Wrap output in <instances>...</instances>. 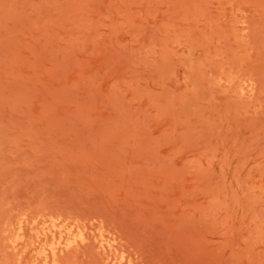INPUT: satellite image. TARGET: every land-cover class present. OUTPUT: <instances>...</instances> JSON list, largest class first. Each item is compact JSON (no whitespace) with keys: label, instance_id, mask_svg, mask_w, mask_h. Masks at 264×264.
I'll list each match as a JSON object with an SVG mask.
<instances>
[{"label":"rangeland","instance_id":"374dc122","mask_svg":"<svg viewBox=\"0 0 264 264\" xmlns=\"http://www.w3.org/2000/svg\"><path fill=\"white\" fill-rule=\"evenodd\" d=\"M36 224L58 264H264V0H0L2 262Z\"/></svg>","mask_w":264,"mask_h":264},{"label":"bare ground","instance_id":"6f19581e","mask_svg":"<svg viewBox=\"0 0 264 264\" xmlns=\"http://www.w3.org/2000/svg\"><path fill=\"white\" fill-rule=\"evenodd\" d=\"M42 215V214H41ZM36 216V215H35ZM43 216V215H42ZM24 218V217H23ZM40 218H41V216H40ZM20 219V218H19ZM39 220V219H38ZM27 221V220H26ZM36 223V222H35ZM50 223V222H49ZM44 226V225H43ZM22 227V226H21ZM31 230H34V235L35 236H37V238H38V245H36V247H33L32 249H29V250H27V253L30 255V257H31V259H30V263L29 264H39V260L40 259H42V260H44V263L45 264H58V262L60 261V259L62 258H64V256H62L63 255V253H65L66 251H71L70 249H72V247L76 244V243H74L75 242V240L73 239V238H70L69 236V238H66V241H59V242H57V241H54V242H52L50 245H48L47 246V244L49 243V242H51V241H53L54 240V237H55V232H54V230L52 229V227H50V226H47V227H38L37 226V224L36 225H33L32 227H31ZM18 233H19V236H20V233L21 232H19V230H18ZM17 233V234H18ZM5 235H7V234H5ZM22 235V234H21ZM3 236V235H2ZM14 238V237H13ZM29 238H30V236H29ZM1 240H2V238H1ZM30 240H31V238H30ZM29 241V240H28ZM82 242L81 243H84V242H86V237H82V240H81ZM5 242V241H4ZM13 242V241H12ZM15 242V241H14ZM20 242V241H19ZM30 242V241H29ZM101 242V241H100ZM36 242L34 241V244H35ZM18 244V243H17ZM28 245H29V243H28ZM5 245H3V247H4ZM15 247H16V244L14 245ZM109 246H110V244H109ZM29 247V246H28ZM27 247V248H28ZM99 247H100V252H102V251H105L106 249H107V247L103 244V243H101V244H99ZM5 248V247H4ZM3 248V249H4ZM6 248H8L7 246H6ZM6 248H5V250H6ZM4 250V251H5ZM8 250V249H7ZM5 251V252H9V251ZM12 250V249H11ZM3 251V252H4ZM25 251H26V249H25ZM11 253L10 254H12V251H10ZM25 253V252H24ZM67 253H70V252H67ZM66 253V254H67ZM7 254H9V253H7ZM6 254V255H7ZM14 254V253H13ZM16 254V253H15ZM15 254H14V257L12 258V256L11 255H9V257H11L13 260H16L15 258H17L16 256H15ZM66 254H64V255H66ZM4 255V254H3ZM21 255V254H20ZM23 255V254H22ZM21 255V256H22ZM8 256V255H7ZM67 256V255H66ZM2 257V256H1ZM0 257V258H1ZM40 258V259H39ZM33 259V260H32ZM4 260H5V258H4ZM3 260V262L4 263H6V264H9V263H7V262H5ZM111 260H112V258H111ZM10 261V260H9ZM8 261V262H9ZM3 262L1 261V259H0V263H2L3 264ZM116 262H117V258H116ZM116 262H112V264H118V263H116ZM121 264H122V262H121Z\"/></svg>","mask_w":264,"mask_h":264}]
</instances>
